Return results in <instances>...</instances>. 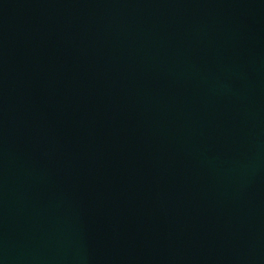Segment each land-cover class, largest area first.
<instances>
[{
	"label": "water",
	"instance_id": "95a60500",
	"mask_svg": "<svg viewBox=\"0 0 264 264\" xmlns=\"http://www.w3.org/2000/svg\"><path fill=\"white\" fill-rule=\"evenodd\" d=\"M0 264H264V0H0Z\"/></svg>",
	"mask_w": 264,
	"mask_h": 264
}]
</instances>
